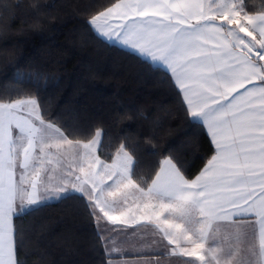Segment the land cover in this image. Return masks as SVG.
<instances>
[{
  "label": "snow or ice",
  "instance_id": "snow-or-ice-1",
  "mask_svg": "<svg viewBox=\"0 0 264 264\" xmlns=\"http://www.w3.org/2000/svg\"><path fill=\"white\" fill-rule=\"evenodd\" d=\"M86 24L165 68L213 154L194 177L171 156L144 175L130 145L102 162L93 155L101 129L81 140L37 95L0 93V264H21L18 211L77 194L98 226L148 221L177 245L174 255L264 264V4L254 11L246 0H115ZM66 145L82 150V175L65 168L54 183Z\"/></svg>",
  "mask_w": 264,
  "mask_h": 264
},
{
  "label": "trees",
  "instance_id": "trees-1",
  "mask_svg": "<svg viewBox=\"0 0 264 264\" xmlns=\"http://www.w3.org/2000/svg\"><path fill=\"white\" fill-rule=\"evenodd\" d=\"M114 2L0 0V93L37 95L81 140L101 129L97 152L104 161L126 143L135 148L139 173L153 175L171 156L194 177L214 146L206 129L190 122L169 74L86 24ZM246 3L255 11L264 0ZM14 225L21 264H107L95 219L78 194L18 214Z\"/></svg>",
  "mask_w": 264,
  "mask_h": 264
},
{
  "label": "crops",
  "instance_id": "crops-1",
  "mask_svg": "<svg viewBox=\"0 0 264 264\" xmlns=\"http://www.w3.org/2000/svg\"><path fill=\"white\" fill-rule=\"evenodd\" d=\"M107 41L132 51L130 48L123 46L115 39ZM153 64L158 65L165 70L161 64ZM81 151V149L67 145L63 150H61V152L58 154V162L60 167L57 170L56 178L53 181L54 183L59 179L61 170L65 168H74L77 175H82L79 173V165L82 161L78 156V153ZM93 155L94 157H99L97 147ZM99 159L102 162L109 164L113 162V160L111 162L104 161L100 157ZM108 183H111V181ZM54 201L57 200L47 199L42 203ZM42 203H39L35 206L26 205L24 210L18 211L16 215L22 214ZM129 204H132L131 197L129 199ZM96 226L101 236L105 252L108 256L107 264H199V262L196 260V257L172 254L171 249L176 248L177 245L169 244L168 240L163 238L162 234L159 233L155 226L148 221H142L139 224L133 225L113 226L110 222L104 220L101 221L99 226L96 222Z\"/></svg>",
  "mask_w": 264,
  "mask_h": 264
},
{
  "label": "rangeland",
  "instance_id": "rangeland-1",
  "mask_svg": "<svg viewBox=\"0 0 264 264\" xmlns=\"http://www.w3.org/2000/svg\"><path fill=\"white\" fill-rule=\"evenodd\" d=\"M98 147V146H97ZM79 156V155H78Z\"/></svg>",
  "mask_w": 264,
  "mask_h": 264
}]
</instances>
